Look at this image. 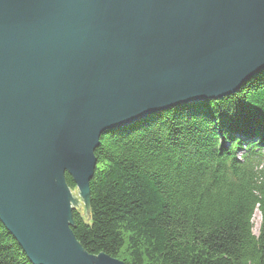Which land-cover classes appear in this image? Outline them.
<instances>
[{"label": "water", "instance_id": "obj_1", "mask_svg": "<svg viewBox=\"0 0 264 264\" xmlns=\"http://www.w3.org/2000/svg\"><path fill=\"white\" fill-rule=\"evenodd\" d=\"M263 69L264 0H0V221L32 264H126L73 232L102 134Z\"/></svg>", "mask_w": 264, "mask_h": 264}, {"label": "trees", "instance_id": "obj_2", "mask_svg": "<svg viewBox=\"0 0 264 264\" xmlns=\"http://www.w3.org/2000/svg\"><path fill=\"white\" fill-rule=\"evenodd\" d=\"M95 155L90 215L74 210L89 253L126 264H264V69L220 99L106 131ZM0 264H32L1 221Z\"/></svg>", "mask_w": 264, "mask_h": 264}, {"label": "rangeland", "instance_id": "obj_3", "mask_svg": "<svg viewBox=\"0 0 264 264\" xmlns=\"http://www.w3.org/2000/svg\"><path fill=\"white\" fill-rule=\"evenodd\" d=\"M254 232L256 234H258V230H259V225H260V215H259V212H256L255 213V216H254Z\"/></svg>", "mask_w": 264, "mask_h": 264}, {"label": "bare ground", "instance_id": "obj_4", "mask_svg": "<svg viewBox=\"0 0 264 264\" xmlns=\"http://www.w3.org/2000/svg\"><path fill=\"white\" fill-rule=\"evenodd\" d=\"M238 91V90H237Z\"/></svg>", "mask_w": 264, "mask_h": 264}]
</instances>
